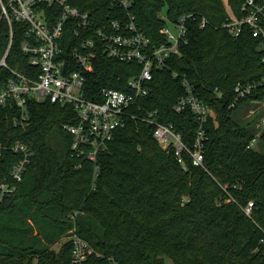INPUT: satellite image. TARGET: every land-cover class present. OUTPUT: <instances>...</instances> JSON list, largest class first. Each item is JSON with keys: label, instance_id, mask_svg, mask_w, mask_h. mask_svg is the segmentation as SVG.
<instances>
[{"label": "trees", "instance_id": "1", "mask_svg": "<svg viewBox=\"0 0 264 264\" xmlns=\"http://www.w3.org/2000/svg\"><path fill=\"white\" fill-rule=\"evenodd\" d=\"M68 1L91 11L98 25L124 12L111 8L119 0ZM244 3L134 0L130 7L154 45L166 40L160 32L167 22L162 15L176 20L183 13L194 14L181 53L154 71L152 90L137 100L141 108L133 110L140 115L157 110L158 118L173 122L192 148L196 117L190 109H174L187 93V77L214 112L205 124L206 167L194 164L185 151V168L174 149L157 141L154 125L128 117L99 154L96 174L93 161L72 155L74 137L63 127L79 120L72 104L31 100L27 127L14 126L0 108V139L32 141L35 150L18 190L0 204V264H71L74 233L96 251L85 264H112L111 259L119 264H264V127L233 117L245 101L264 99V35L255 36L250 25L233 35L224 25L227 6L241 18ZM204 18L207 25L202 27ZM261 23L264 27V15ZM13 24L8 63L28 73L29 55L22 49L29 38L27 25ZM9 42V22L0 17V60ZM93 56L84 90L98 101L103 87L125 90L142 69L138 61L108 57L100 44ZM9 75L0 68V87ZM238 83L258 86L232 106ZM259 131L263 149L248 148ZM18 158L6 162L0 157V177ZM249 201L254 202L250 215L245 211Z\"/></svg>", "mask_w": 264, "mask_h": 264}, {"label": "built area", "instance_id": "2", "mask_svg": "<svg viewBox=\"0 0 264 264\" xmlns=\"http://www.w3.org/2000/svg\"><path fill=\"white\" fill-rule=\"evenodd\" d=\"M134 0L113 2L111 8L120 7L124 12L98 25V18L89 10H81L68 0H0L1 18L10 26V42L5 55L0 60V68L10 75L0 87V108L6 110L14 126L27 127L31 124L30 101H44L72 104L79 120L65 123L63 127L74 139L72 155L95 164L99 173V154L107 147L117 128L124 125L128 117L140 118L155 126L154 136L163 148L174 149L179 161L186 168L184 152L188 151L193 163L205 166V124L214 114L195 92L191 81L185 77L187 93L177 100L174 109L184 112L190 109L199 124L196 139L191 148L184 135L173 122L164 123L158 118V111L140 115L136 104L140 97L150 93L154 71L165 68L168 59L181 53V43L188 33V21L193 13H183L176 20L166 19L160 29L165 41L154 45L151 38L138 25L136 15L131 11ZM54 5H59L57 10ZM229 17L224 25L233 35H239L244 25H250L255 36L264 35L261 23L264 15V0H245L243 17L236 16L227 6ZM23 22L29 38L22 42V49L29 55V72L11 67L8 56L13 44V23ZM204 18L201 26L205 27ZM173 26V27H172ZM100 44L104 53L121 61H138L142 65L140 74L130 78L127 89L103 87L102 100L91 99L84 86L86 72L93 68V49ZM177 75V73H174ZM264 83V79L261 84ZM258 83H238L232 106L253 93ZM260 106L251 113L261 111L258 127H264V99L251 100ZM135 108V110H133ZM260 131L250 140L248 148H256ZM14 155L19 158L8 173L0 177V204L12 196L23 181L35 155L32 141L17 139L14 142L0 139V157L11 162ZM81 163H79V166ZM254 202L249 201L245 211L250 215ZM73 243L71 264H85L89 255L96 252L89 241L77 233L70 237ZM264 241V239H262ZM100 255V253H98ZM112 264H119L116 260Z\"/></svg>", "mask_w": 264, "mask_h": 264}, {"label": "rangeland", "instance_id": "3", "mask_svg": "<svg viewBox=\"0 0 264 264\" xmlns=\"http://www.w3.org/2000/svg\"><path fill=\"white\" fill-rule=\"evenodd\" d=\"M258 106L260 105L257 104V102L254 103L253 101H245L244 103H242L235 109L233 117H235L237 120L242 121L246 124H250L251 126L256 125L259 119L261 118L260 112H262V107L259 108V110L261 111L257 110L253 113H251V111L254 108H258ZM256 148L263 149V144L260 139L256 144ZM63 240H67V238L64 237ZM63 240L60 243L54 244V247L58 248L61 245V243H63ZM168 262L169 264H173L171 260H169Z\"/></svg>", "mask_w": 264, "mask_h": 264}]
</instances>
